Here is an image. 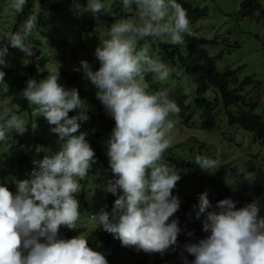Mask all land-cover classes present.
<instances>
[{
  "label": "clouds",
  "instance_id": "clouds-1",
  "mask_svg": "<svg viewBox=\"0 0 264 264\" xmlns=\"http://www.w3.org/2000/svg\"><path fill=\"white\" fill-rule=\"evenodd\" d=\"M121 3L126 13L134 12L135 16H122L103 31L101 45L95 50L98 70L93 71L86 61L80 62L85 76L98 90L96 98L112 117L109 120L115 122L108 145L96 139L98 147L92 149L86 141L91 143L89 135L102 137L105 132L90 134L94 129L85 102L75 88L66 89L57 83L58 67L47 77L37 75L39 82L27 81L21 95L29 103L31 119L0 102V264H108L104 255L88 247L84 231L71 239L59 238L62 226L67 231L77 229L84 213L76 194L97 163L111 174L104 190L114 196L118 190L122 194L115 199L112 210L106 208V198L105 209L111 213L101 209L90 215L94 228L102 226L122 246L149 254L163 256L177 242L180 228L177 220L170 218L185 199L174 196L172 190L182 178L175 167L165 163L164 154L172 147V133L179 123L175 118L181 108L168 89L153 91L147 77L152 75L156 82L165 83L178 74V67L152 55V45H182L185 34H192L190 21L187 10L177 0ZM26 4L27 0H11L10 7L20 14ZM75 11L77 15L91 13L99 20L100 14H110L112 8L109 0H86V4L76 3ZM36 20V14H30L19 31L0 36V41H7L0 44V66H10L4 59L7 44L25 57L33 55L31 38L36 33ZM12 77L8 73V80ZM4 82L5 72L0 71V85ZM77 109L79 113L69 117V112ZM79 128L81 134L74 135ZM12 131L19 137L31 132L35 140L25 180L12 174L19 164L15 162L11 169L9 163L19 155H6L11 146L19 144ZM47 133L57 143L54 150L62 143L52 156L48 149V155L42 151L41 141ZM192 162L209 173L220 166L219 160L200 154ZM31 176L34 178L28 180ZM7 184H16V188L8 190ZM85 197L89 203L87 193ZM197 207L196 218L205 214L203 230L211 234L198 244L186 246L194 257L191 264H264V218L258 217L259 201L237 210L235 202L226 198L217 202L219 211L206 212L211 205L204 192L199 195ZM183 264H188L186 257Z\"/></svg>",
  "mask_w": 264,
  "mask_h": 264
},
{
  "label": "trees",
  "instance_id": "trees-1",
  "mask_svg": "<svg viewBox=\"0 0 264 264\" xmlns=\"http://www.w3.org/2000/svg\"><path fill=\"white\" fill-rule=\"evenodd\" d=\"M31 2L32 0H27L23 12L20 13L22 17H27L32 14L33 7ZM177 2L187 10L190 23L195 17L204 15L207 12L206 8H193L186 0H177ZM79 3L86 4V0H79ZM52 7L58 11L56 4L52 3ZM118 10L119 7L115 11L117 13L116 18L119 19L122 16L126 18V15H122L121 11ZM238 14L242 17L261 18L264 24V1L241 0ZM109 19L112 20L113 17ZM18 21L20 20L18 19L13 24L14 29L17 28ZM96 23L97 20L93 15L84 16L81 18V29L94 34V26L97 25ZM190 31L192 34H185L182 45H171L167 42L154 44L161 51L164 61L178 67L179 72L175 78L165 83L156 82L152 75H149L147 80L150 87L155 89L157 87L167 88L172 92V98L181 108V113L177 117L181 125L187 124L195 114L201 121V128L207 131L211 128L217 117V113L211 107L214 104L223 109L226 118L225 125L232 128L235 127L246 133L251 137L258 151L264 150V80L256 79L253 74H246L240 78L238 72L242 66L231 67L228 63L223 66L220 65L218 60L222 56H225L224 52L220 50L214 55H211L205 47L207 44L215 43L216 39L199 36L192 28H190ZM32 41L34 42L33 55L29 57L30 60L28 63L24 66L17 67V74H14L10 80H8L7 73L6 82H4V85H0V102L3 104L10 102L8 106L17 109L19 113L26 112L30 108L28 101L21 95L27 86V81L29 79L38 81L36 76L45 74V71H43V57L39 58L43 45L40 40L39 42L37 41V44H35V39ZM4 42L7 41H0V44ZM57 43L63 46L68 45V41L64 38L58 39ZM233 45L237 47L239 43L235 42ZM36 65H39L38 69L35 67ZM21 67L23 73H25L23 76L21 75ZM6 95L14 97L6 99ZM11 101L16 104V108H14ZM95 101L100 103L98 99H95ZM257 107H260L262 111L259 112ZM28 113L29 115L31 114L30 111ZM20 115L26 119V116ZM68 115L69 117L74 116V110L70 111ZM88 117L90 125L93 126L94 130L97 129V132L93 130L90 134H101L102 131L107 133V131H112L115 126L114 120H109V118H104L101 115L97 117L91 115ZM79 123L80 125L82 124V122ZM39 132L42 131L39 129ZM11 134L18 137L16 140L19 141V144L11 146L6 152V155H19L17 160L10 161L9 163L11 169L15 162L19 164L12 174L18 175L20 180H25L26 173L30 167L29 151L35 140H33L31 132H27L20 137L15 131H12ZM80 134L81 131L79 128L78 132L74 135ZM49 137L50 134L47 133L46 138L41 142L42 144H52L48 148L50 156H52L60 150L62 143H59L57 149L54 150L57 143H54L56 142L54 138L48 139ZM86 141L92 146V149L98 147L96 146L97 140L90 139L91 143L87 139ZM96 152L100 153V150L96 149ZM196 154L199 153L194 152V154L187 155V157L183 158L181 154L176 153V151L173 152L171 148L164 154L165 163L172 164L179 172L181 178H186L191 172V177H196L200 187L199 194L195 193L194 197H183L185 195L183 194L182 196L180 191L178 198L180 199L182 196L185 200L180 201V208L176 212L179 214V218H176V213L170 218V220H177L178 227L180 228L176 242L178 248L172 251L171 254H164L163 256L159 253L149 254L143 251L138 252L135 250L133 252L131 250L129 252L131 264H183V257H186L188 264H191L194 257L185 250L186 246L198 244L200 240L207 239L211 234L210 230L207 232L203 230L202 222L205 214H201L199 219L196 218L198 199L201 193H207V198L211 205L206 212L219 211L217 202L230 198L235 202V208L237 210L254 201H259L260 211L258 217L264 218V162L257 155L251 152L248 153V160H245L243 164V167H246L245 170L243 169V173H240L236 167L228 163L220 164L214 173H209L201 170L199 166L192 162ZM107 164L109 167L110 164L108 162ZM33 178L31 176L27 179L30 180ZM232 178L234 179L233 185L230 183ZM86 183V181L83 183L81 197L78 198L81 210L86 206L87 202L84 194ZM178 189L177 182L175 188L172 190L174 196H177ZM105 194L107 198L106 208L112 210L115 199L122 192L118 190L115 196L106 191ZM185 220H189L190 224H186ZM83 231L84 227L82 225L71 231H67L66 227L62 226L59 229V238L71 239L80 235ZM87 241L88 247L104 255L108 264H115L120 255L122 245L112 234L104 231L102 226H98L87 235ZM185 243L187 245L184 246Z\"/></svg>",
  "mask_w": 264,
  "mask_h": 264
},
{
  "label": "rangeland",
  "instance_id": "rangeland-1",
  "mask_svg": "<svg viewBox=\"0 0 264 264\" xmlns=\"http://www.w3.org/2000/svg\"><path fill=\"white\" fill-rule=\"evenodd\" d=\"M186 1L193 8H206V14L195 17L190 23V28L199 36L216 39L215 43L207 44L205 47L211 55L220 50L224 52L225 56H222L218 60V63L222 66L226 63L230 64L231 67L242 66L238 72L240 78L246 74H253L256 79L264 80V24L261 18L240 16L238 10L241 0ZM109 2L111 3L112 11L110 14H100V18L96 23L97 25L94 26L95 33L93 34L81 29V18L92 14L84 13L79 16L76 14L75 5L79 3V0H32V14H36L37 16V29L31 38V42L34 43L32 40L35 39V44H37L40 40L43 45L39 58L43 57V71H45L44 75L46 77L49 75V71L58 67L60 75L57 83L66 89L75 88L78 91L80 99L85 102L86 114L94 117L101 115L112 119L101 102L95 101L98 90L87 79L80 64L81 61H86L93 71L98 70L100 62L95 56V50L101 45L103 31H107L117 20V13L115 11L118 7L121 14L126 15V18H134L135 16L134 12H125L121 0H109ZM52 3L56 4L58 11L52 7ZM10 4L11 0H0V36L5 35L9 31H19L24 20L27 18L22 17L21 14H16L11 9ZM257 15L259 14L257 13ZM110 17H113V19L110 20ZM18 19L20 21L17 22V28L14 29L13 24ZM63 38L68 41L67 46L57 43L58 39ZM235 42L239 43L237 47L233 45ZM6 46L8 47V54L4 59L10 66H0V69L5 72V76L7 73L14 76V74H17V67L26 65L30 58L25 57L24 53L18 49L8 44ZM152 55L164 61L161 51L154 45H152ZM35 67L38 69L39 65ZM175 77L176 74L172 78ZM151 89L153 91L163 90L161 87H157L156 89L151 87ZM170 95L172 96V92H170ZM211 107L217 113V117L211 128L207 131L206 129L203 130L201 128V121L195 114L187 124L181 125L180 122L177 123L171 137L173 142L171 150L181 154L183 158L194 154V152H198L200 155H206L219 160L220 164L228 163L236 167L240 173H243V169H246L245 166L243 167V164L245 160H248L247 155L250 152L257 155L264 162V150L258 151L257 146L246 133L235 127L232 128L225 125L226 118L223 109L214 104ZM257 110L259 112L262 111L260 107H257ZM79 111V109L75 110L74 115H77ZM20 114L26 116V119H31L28 111L21 112ZM94 131H97V129ZM111 135L112 131H109L108 133H103L102 137L92 135H89V137L92 140L100 139V141L108 145ZM51 145L44 144L42 150L44 155H48L46 154V150ZM107 150L105 149V153L109 160ZM93 166L95 167V172L88 173L86 191L84 190L85 196L87 193L89 197V203L87 200L86 206L82 209L84 214L81 215L80 220L77 222V227H79L85 221L83 224L85 225V235L89 234L95 226L90 219V215L99 213L101 209L107 211L105 209L106 194L104 189L111 174L101 163ZM169 166H172V164H169ZM190 174L191 172L186 178H182L178 182L177 197H179L180 191L182 196L183 194L194 195L199 192V183L196 177H191ZM117 178L115 176V179ZM233 180V178L230 180L232 185ZM5 187L8 190L9 188L14 190L16 184L14 186L7 184ZM12 193L15 194L14 191ZM80 197L81 191L76 194L77 199ZM107 212L111 213V211ZM185 245L187 244L185 243ZM177 248L178 246L175 244L165 254H171ZM131 250L134 252L136 249L134 247L122 246L115 264H131L129 255Z\"/></svg>",
  "mask_w": 264,
  "mask_h": 264
},
{
  "label": "bare ground",
  "instance_id": "bare-ground-1",
  "mask_svg": "<svg viewBox=\"0 0 264 264\" xmlns=\"http://www.w3.org/2000/svg\"><path fill=\"white\" fill-rule=\"evenodd\" d=\"M217 57H219V56H217ZM226 69V68H225ZM219 99V98H218ZM206 100V99H205ZM220 100H221V98H220ZM208 101V100H207ZM209 102V101H208Z\"/></svg>",
  "mask_w": 264,
  "mask_h": 264
}]
</instances>
